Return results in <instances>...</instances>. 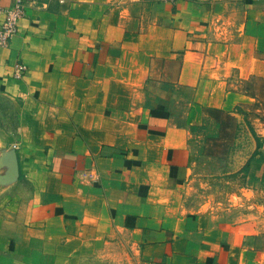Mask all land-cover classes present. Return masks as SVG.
I'll return each instance as SVG.
<instances>
[{"label":"crops","instance_id":"0c3cea01","mask_svg":"<svg viewBox=\"0 0 264 264\" xmlns=\"http://www.w3.org/2000/svg\"><path fill=\"white\" fill-rule=\"evenodd\" d=\"M108 1L23 0L0 45V103L18 118L0 122L15 131L0 149L19 167L0 207L23 227L7 239L31 243V264H264V141L226 202L192 185V141L169 98L183 108L184 91L226 88L211 68L219 44L226 62L250 56L264 73V0H116L109 14Z\"/></svg>","mask_w":264,"mask_h":264},{"label":"rangeland","instance_id":"374dc122","mask_svg":"<svg viewBox=\"0 0 264 264\" xmlns=\"http://www.w3.org/2000/svg\"><path fill=\"white\" fill-rule=\"evenodd\" d=\"M115 1L107 2L108 14L115 7ZM122 17L124 18V15ZM214 50L220 57L211 68L219 74H224L226 88L221 89L213 97L205 93L208 83L203 87L204 91L199 94L197 92L193 94L191 90L188 93L184 91L183 96H180L182 97L180 101L186 103L183 104L185 106L183 108H178L176 106L178 103L174 105L175 96L173 94L169 95V98L174 108L175 121L181 122L183 127L188 129V139L192 141L189 144L194 159L192 165L194 173L192 174L195 180L192 185L204 191L208 183L213 184L211 189L217 187L213 196L230 202L229 193H227L229 182L239 183L240 166L243 165L244 159L254 152L255 136L260 138L259 136L264 133V73L260 75L252 73L254 67L250 56L245 58L246 61H239L238 57L234 56L226 62L223 47L219 44ZM200 61L199 66L202 70L205 73L209 71L211 73L209 59L205 58L204 61L200 57ZM239 70L246 74L245 77L236 76ZM8 103H0L2 109L9 110V112L2 111L0 122L5 120L6 124L12 126L11 129H16L18 118L10 111ZM208 104H215L212 108L214 111H209L211 107ZM5 130L3 126L0 128V139H12L15 131L9 133ZM263 141L260 139L261 146ZM262 151L264 152V147ZM208 189L205 191L208 192ZM3 199L4 195L0 193V201ZM9 213L0 207V248L7 247L8 250L7 253H0V264H31L33 259L31 243L23 238L7 239L9 233L16 232L17 228L23 231V227L3 222V217H9ZM109 264H130V262L121 255L116 262Z\"/></svg>","mask_w":264,"mask_h":264},{"label":"built area","instance_id":"2783aa9c","mask_svg":"<svg viewBox=\"0 0 264 264\" xmlns=\"http://www.w3.org/2000/svg\"><path fill=\"white\" fill-rule=\"evenodd\" d=\"M0 45H7L9 39L16 33L18 19L24 14L23 0H13L9 6L0 4ZM26 66L17 62L14 66V76L19 78L25 72Z\"/></svg>","mask_w":264,"mask_h":264},{"label":"water","instance_id":"95a60500","mask_svg":"<svg viewBox=\"0 0 264 264\" xmlns=\"http://www.w3.org/2000/svg\"><path fill=\"white\" fill-rule=\"evenodd\" d=\"M19 177V167L15 148L0 149V185H7Z\"/></svg>","mask_w":264,"mask_h":264},{"label":"trees","instance_id":"16d2710c","mask_svg":"<svg viewBox=\"0 0 264 264\" xmlns=\"http://www.w3.org/2000/svg\"><path fill=\"white\" fill-rule=\"evenodd\" d=\"M209 111H214L212 108H209ZM256 139V150L255 153L258 151V148L261 146V142H260V138H258V136H255ZM247 165L244 166V169L247 170Z\"/></svg>","mask_w":264,"mask_h":264}]
</instances>
